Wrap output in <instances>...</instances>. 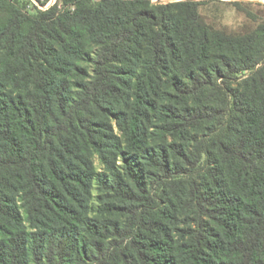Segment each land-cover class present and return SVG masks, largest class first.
Returning <instances> with one entry per match:
<instances>
[{
	"label": "trees",
	"instance_id": "obj_1",
	"mask_svg": "<svg viewBox=\"0 0 264 264\" xmlns=\"http://www.w3.org/2000/svg\"><path fill=\"white\" fill-rule=\"evenodd\" d=\"M29 2L0 0V264H264V22Z\"/></svg>",
	"mask_w": 264,
	"mask_h": 264
},
{
	"label": "rangeland",
	"instance_id": "obj_2",
	"mask_svg": "<svg viewBox=\"0 0 264 264\" xmlns=\"http://www.w3.org/2000/svg\"><path fill=\"white\" fill-rule=\"evenodd\" d=\"M44 1V0H41ZM57 0H50L43 5L37 0L29 2L33 8L35 3L45 9ZM154 2H174L181 0H152ZM202 19L210 26L228 33H246L264 22V0H194Z\"/></svg>",
	"mask_w": 264,
	"mask_h": 264
}]
</instances>
